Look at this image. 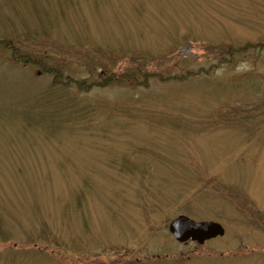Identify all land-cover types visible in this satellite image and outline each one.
I'll return each instance as SVG.
<instances>
[{"label": "rangeland", "instance_id": "1", "mask_svg": "<svg viewBox=\"0 0 264 264\" xmlns=\"http://www.w3.org/2000/svg\"><path fill=\"white\" fill-rule=\"evenodd\" d=\"M260 44L264 0H0V264H264Z\"/></svg>", "mask_w": 264, "mask_h": 264}, {"label": "water", "instance_id": "2", "mask_svg": "<svg viewBox=\"0 0 264 264\" xmlns=\"http://www.w3.org/2000/svg\"><path fill=\"white\" fill-rule=\"evenodd\" d=\"M168 231L178 243L191 240L199 245L224 235V229L220 224L213 221L197 222L184 215L173 219L168 225Z\"/></svg>", "mask_w": 264, "mask_h": 264}, {"label": "trees", "instance_id": "3", "mask_svg": "<svg viewBox=\"0 0 264 264\" xmlns=\"http://www.w3.org/2000/svg\"><path fill=\"white\" fill-rule=\"evenodd\" d=\"M245 46H246L245 49H247V47L251 48L252 45L246 44ZM252 47H255V46H252ZM256 47H262V48H264V45L263 44H260V45H256ZM228 49L229 48H226V49H217L215 51V54H216L215 56H222L221 57L222 59L232 60L231 57H234V56L237 55L238 52L240 54V53L244 52V50H245L244 48L243 49L242 48H239L237 51L236 50H233V48H231L229 50Z\"/></svg>", "mask_w": 264, "mask_h": 264}, {"label": "flooded vegetation", "instance_id": "4", "mask_svg": "<svg viewBox=\"0 0 264 264\" xmlns=\"http://www.w3.org/2000/svg\"><path fill=\"white\" fill-rule=\"evenodd\" d=\"M190 242H192L191 240H188L187 242H185V243H183V244H186V243H190ZM192 243H194L196 246V249L198 248V247H201L203 244H201V245H199V244H197L196 242H192ZM205 243V242H204Z\"/></svg>", "mask_w": 264, "mask_h": 264}]
</instances>
